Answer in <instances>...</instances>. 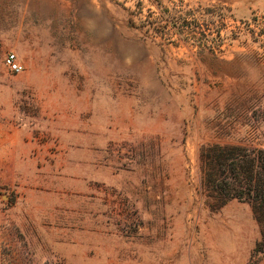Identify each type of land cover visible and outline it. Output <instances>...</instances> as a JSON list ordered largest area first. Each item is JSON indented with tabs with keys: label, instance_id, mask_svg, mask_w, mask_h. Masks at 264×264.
Returning a JSON list of instances; mask_svg holds the SVG:
<instances>
[{
	"label": "rangeland",
	"instance_id": "obj_1",
	"mask_svg": "<svg viewBox=\"0 0 264 264\" xmlns=\"http://www.w3.org/2000/svg\"><path fill=\"white\" fill-rule=\"evenodd\" d=\"M213 143L264 146V0H0L3 264H249Z\"/></svg>",
	"mask_w": 264,
	"mask_h": 264
},
{
	"label": "trees",
	"instance_id": "obj_2",
	"mask_svg": "<svg viewBox=\"0 0 264 264\" xmlns=\"http://www.w3.org/2000/svg\"><path fill=\"white\" fill-rule=\"evenodd\" d=\"M168 20L163 25L164 32L172 28ZM199 161L200 191L212 200V208L219 209L234 199L250 205L261 237L249 264H259L260 256L264 255V146L204 144L200 147ZM1 247L0 243V264H3Z\"/></svg>",
	"mask_w": 264,
	"mask_h": 264
},
{
	"label": "built area",
	"instance_id": "obj_3",
	"mask_svg": "<svg viewBox=\"0 0 264 264\" xmlns=\"http://www.w3.org/2000/svg\"><path fill=\"white\" fill-rule=\"evenodd\" d=\"M4 64L12 72H21L25 69L16 52H8L4 57Z\"/></svg>",
	"mask_w": 264,
	"mask_h": 264
}]
</instances>
